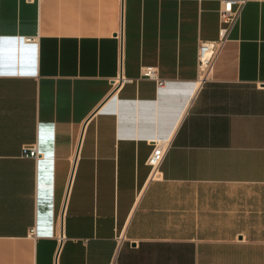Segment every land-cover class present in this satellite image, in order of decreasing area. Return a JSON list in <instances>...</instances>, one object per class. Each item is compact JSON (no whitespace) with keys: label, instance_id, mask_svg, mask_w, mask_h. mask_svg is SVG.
Here are the masks:
<instances>
[{"label":"crops","instance_id":"obj_1","mask_svg":"<svg viewBox=\"0 0 264 264\" xmlns=\"http://www.w3.org/2000/svg\"><path fill=\"white\" fill-rule=\"evenodd\" d=\"M221 1L0 0V264H264V0L198 86Z\"/></svg>","mask_w":264,"mask_h":264},{"label":"built area","instance_id":"obj_2","mask_svg":"<svg viewBox=\"0 0 264 264\" xmlns=\"http://www.w3.org/2000/svg\"><path fill=\"white\" fill-rule=\"evenodd\" d=\"M246 0H222L219 10L220 27L218 38L214 41H201L198 47L197 56V85L200 86L206 80L213 76L216 61L222 53L224 47L229 42L231 33L240 25ZM27 42H34L35 39L28 38ZM150 79L154 81L158 88L165 86L166 81L160 76L158 68L154 66H145L141 68L140 79ZM132 80L124 79V82ZM118 82L115 83L117 87ZM152 151L147 159L149 167V182H157L163 179L162 165L166 155L171 147L170 139L155 140L150 142ZM22 156L40 160L42 154L37 145H26L22 149ZM35 234V231L32 232ZM118 241H123V235L118 237Z\"/></svg>","mask_w":264,"mask_h":264}]
</instances>
